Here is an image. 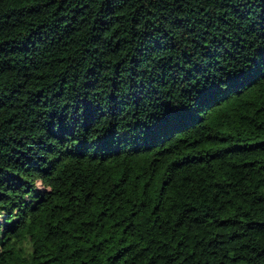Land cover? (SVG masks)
Returning <instances> with one entry per match:
<instances>
[{"label":"trees","instance_id":"1","mask_svg":"<svg viewBox=\"0 0 264 264\" xmlns=\"http://www.w3.org/2000/svg\"><path fill=\"white\" fill-rule=\"evenodd\" d=\"M0 264H264V0H0Z\"/></svg>","mask_w":264,"mask_h":264}]
</instances>
